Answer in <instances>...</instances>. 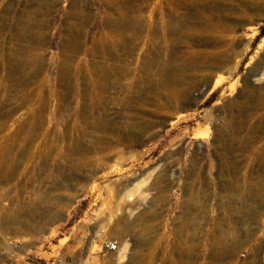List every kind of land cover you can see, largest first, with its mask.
I'll return each mask as SVG.
<instances>
[{"label":"rangeland","instance_id":"1","mask_svg":"<svg viewBox=\"0 0 264 264\" xmlns=\"http://www.w3.org/2000/svg\"><path fill=\"white\" fill-rule=\"evenodd\" d=\"M0 161V264H264V0H0Z\"/></svg>","mask_w":264,"mask_h":264},{"label":"bare ground","instance_id":"2","mask_svg":"<svg viewBox=\"0 0 264 264\" xmlns=\"http://www.w3.org/2000/svg\"><path fill=\"white\" fill-rule=\"evenodd\" d=\"M5 161V160H4ZM0 165H1V167H5L6 166V164L4 163L3 164V161H0ZM154 245V244H153ZM158 245V244H157ZM157 245H155V247L157 246ZM158 248V247H157ZM223 248V247H222ZM227 251V250H226ZM222 252H224L223 250H222ZM226 254H230L229 252L227 253V252H225ZM152 257V256H151ZM151 257H149V256H143L142 258H138V257H136V258H138L137 260H138V262H140L141 261V263L140 264H149L150 262H151V260H150V258ZM153 260V259H152ZM137 264H139V263H137ZM209 264H210V262H209Z\"/></svg>","mask_w":264,"mask_h":264},{"label":"built area","instance_id":"3","mask_svg":"<svg viewBox=\"0 0 264 264\" xmlns=\"http://www.w3.org/2000/svg\"><path fill=\"white\" fill-rule=\"evenodd\" d=\"M105 247L111 251H115L119 247V243L117 241H106L105 242Z\"/></svg>","mask_w":264,"mask_h":264}]
</instances>
